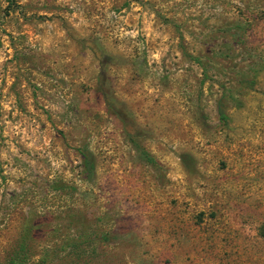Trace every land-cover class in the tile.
<instances>
[{
	"label": "rangeland",
	"instance_id": "obj_1",
	"mask_svg": "<svg viewBox=\"0 0 264 264\" xmlns=\"http://www.w3.org/2000/svg\"><path fill=\"white\" fill-rule=\"evenodd\" d=\"M0 264H264V0H0Z\"/></svg>",
	"mask_w": 264,
	"mask_h": 264
},
{
	"label": "trees",
	"instance_id": "obj_2",
	"mask_svg": "<svg viewBox=\"0 0 264 264\" xmlns=\"http://www.w3.org/2000/svg\"><path fill=\"white\" fill-rule=\"evenodd\" d=\"M10 3L13 1V0H8ZM144 157H146V159L148 160L149 156L147 157L145 154H143Z\"/></svg>",
	"mask_w": 264,
	"mask_h": 264
}]
</instances>
